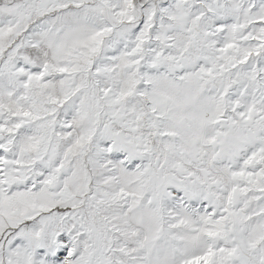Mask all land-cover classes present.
<instances>
[{"label": "snow or ice", "instance_id": "snow-or-ice-1", "mask_svg": "<svg viewBox=\"0 0 264 264\" xmlns=\"http://www.w3.org/2000/svg\"><path fill=\"white\" fill-rule=\"evenodd\" d=\"M0 264H264V0H0Z\"/></svg>", "mask_w": 264, "mask_h": 264}]
</instances>
